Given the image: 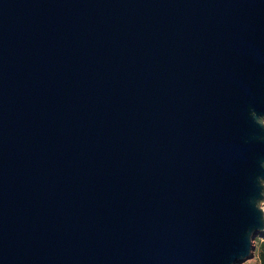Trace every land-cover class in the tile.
<instances>
[{
  "label": "water",
  "instance_id": "obj_1",
  "mask_svg": "<svg viewBox=\"0 0 264 264\" xmlns=\"http://www.w3.org/2000/svg\"><path fill=\"white\" fill-rule=\"evenodd\" d=\"M263 199L264 0H0V264H234Z\"/></svg>",
  "mask_w": 264,
  "mask_h": 264
},
{
  "label": "crops",
  "instance_id": "obj_2",
  "mask_svg": "<svg viewBox=\"0 0 264 264\" xmlns=\"http://www.w3.org/2000/svg\"><path fill=\"white\" fill-rule=\"evenodd\" d=\"M255 236H254L255 243L254 245L252 244V251H251L249 258L252 257V259L254 260V264H260V259H259L260 252H261L260 244L264 240V230L258 232Z\"/></svg>",
  "mask_w": 264,
  "mask_h": 264
},
{
  "label": "rangeland",
  "instance_id": "obj_3",
  "mask_svg": "<svg viewBox=\"0 0 264 264\" xmlns=\"http://www.w3.org/2000/svg\"><path fill=\"white\" fill-rule=\"evenodd\" d=\"M261 207L263 208V210H264V199H263V201L261 202ZM256 237V236H255ZM257 239V238H256ZM254 243H255V241H254V238H253V240H252V244L254 245ZM234 264H254V260L252 259V257L251 258H246L245 260H242V261H238V262H236V263H234Z\"/></svg>",
  "mask_w": 264,
  "mask_h": 264
},
{
  "label": "trees",
  "instance_id": "obj_4",
  "mask_svg": "<svg viewBox=\"0 0 264 264\" xmlns=\"http://www.w3.org/2000/svg\"><path fill=\"white\" fill-rule=\"evenodd\" d=\"M260 246H261V252L259 256L260 264H264V240L261 242Z\"/></svg>",
  "mask_w": 264,
  "mask_h": 264
}]
</instances>
